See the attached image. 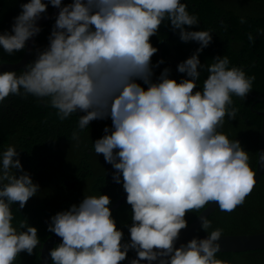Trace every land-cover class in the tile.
Here are the masks:
<instances>
[{
    "label": "clouds",
    "instance_id": "clouds-1",
    "mask_svg": "<svg viewBox=\"0 0 264 264\" xmlns=\"http://www.w3.org/2000/svg\"><path fill=\"white\" fill-rule=\"evenodd\" d=\"M49 5L59 11L48 44L19 74L0 71V103L31 95L61 120L78 113L71 135L77 144L93 120L110 118L93 148L113 166V180L122 182L131 206L130 240L108 194L85 195L55 213L48 230L62 239L49 251L52 264H120L130 249L136 252L131 264H232L217 257L224 229L209 231L212 221L200 210L215 202L231 212L256 184L249 152L221 131L225 117L235 119L239 111L233 97L245 99L255 75L231 65L227 55L201 62L214 31L190 30L200 20L183 0H27L11 30L0 32V48L25 50ZM169 22L182 41L199 47L177 65L183 78H172L165 67L154 80L163 60L153 65L158 48L150 38ZM248 39L255 42L252 33ZM202 71L208 75L198 87ZM20 152L14 144L0 151V264H15L41 244L27 218L14 224L13 205L23 209L40 190ZM188 212L197 213L208 235L177 247Z\"/></svg>",
    "mask_w": 264,
    "mask_h": 264
},
{
    "label": "trees",
    "instance_id": "trees-1",
    "mask_svg": "<svg viewBox=\"0 0 264 264\" xmlns=\"http://www.w3.org/2000/svg\"><path fill=\"white\" fill-rule=\"evenodd\" d=\"M189 1L187 4L189 11L198 14L200 20V23L191 26L190 30L214 31L212 42L200 53L201 62L211 64L217 55H227L231 65L242 66L249 75L254 74L256 77L253 89L245 99L233 97L234 105L239 111L235 119L226 116L221 129L230 138L240 140L242 146L249 152L251 166L256 170L263 122L258 112L264 111V32L258 34V30H264V1ZM26 2L27 0H0V32L11 30L14 17L22 10L20 5ZM69 2L71 0H64L65 4ZM251 2L254 8H258L253 13L247 10L248 6H252ZM189 5L192 7L189 8ZM54 8L49 5L44 15L51 14ZM225 8L228 12L224 10ZM219 10L222 14H218ZM223 15L225 19H221ZM242 17L244 23H241ZM55 18L41 26L42 30L37 35L29 62L35 58L37 49H43L48 44ZM251 30L255 36L254 43L249 41V33H246ZM232 37L236 39V43H232ZM150 39L158 48V52L152 57L153 65L155 66L161 59L163 69L165 67L171 69L172 78L177 80L183 78L185 74L177 71V65L190 57L199 47V43L182 41L178 31L171 28L170 22L162 24L158 34ZM247 50L253 54L251 68L248 64L251 61L246 63ZM24 52L25 50L9 54L0 48V64L17 63L22 59ZM160 68L161 64L154 67L153 79L158 76ZM21 71L17 70V73ZM207 75L206 71H202L198 87H202ZM78 118L79 114L74 113L71 117L61 120L55 109L39 102L31 95L27 97L10 95L0 103V151L8 145H16L17 149L21 150L20 159L24 170L30 172L34 182L40 185L37 195L31 197L23 209L18 210V204L13 205L14 224L27 218L30 224L38 227L41 239V244L33 254L22 252L15 264H41V247L54 234L48 230V223L51 216L58 211L68 209L73 203L78 204L85 195L108 194L113 205L126 194L122 182L117 183L113 180L115 171L113 166L105 161L103 154L95 153L93 148V141L104 135L105 126H111V119L93 120L83 130L77 144L71 140V135ZM113 215L118 227L124 231V239L130 240L126 225L131 224V206L125 202L113 211ZM197 217V213L188 212L186 214L188 226ZM208 218L212 221L209 231L221 227L224 229L223 235L264 232V175L243 204L231 212L218 208ZM199 233L208 235L202 228ZM135 254V250L130 249L128 257L120 264H124ZM217 257L230 260L232 264H264V250L217 253Z\"/></svg>",
    "mask_w": 264,
    "mask_h": 264
},
{
    "label": "water",
    "instance_id": "water-1",
    "mask_svg": "<svg viewBox=\"0 0 264 264\" xmlns=\"http://www.w3.org/2000/svg\"><path fill=\"white\" fill-rule=\"evenodd\" d=\"M58 11L59 9L55 7L54 11L51 14L43 15L42 18L38 21V24L42 26L44 23L55 18L56 15L58 14ZM37 35H35L29 40L28 45L25 49L24 55L19 62L2 63L0 64V71L23 70V68L29 62L32 56ZM162 71H163V64L161 63V68H160V72L158 76L160 75ZM258 114L262 116L263 122H262V127L260 131V136H259L258 161H257V169H256V184L254 185V187L259 183L260 179L264 175V162L260 161L259 159V155L264 154V111L258 112ZM126 197H127V193L123 195L113 205H111L112 211L116 210L122 204H124L126 202ZM218 208H219L218 204H216L215 202H212L201 213L209 217ZM200 228H201V221L198 216L187 228L181 230V234L177 241L176 246L179 247L181 244L187 243L189 240H191L194 237H199V238L206 237L207 235H202L199 233ZM61 239H62L61 237H59L58 235L54 233L44 242V244L41 247V264H52L49 251L51 248L55 247L56 243L60 242ZM220 243L222 247H221L220 252L218 253H227V252L240 253V252H247V251H253V250H264V232L257 233V234H244V235H223ZM134 258H136V254L133 257H131L128 261H126L124 264H131V260ZM153 264H158V261H154Z\"/></svg>",
    "mask_w": 264,
    "mask_h": 264
},
{
    "label": "flooded vegetation",
    "instance_id": "flooded-vegetation-1",
    "mask_svg": "<svg viewBox=\"0 0 264 264\" xmlns=\"http://www.w3.org/2000/svg\"><path fill=\"white\" fill-rule=\"evenodd\" d=\"M263 1H264V0H263ZM185 2H186L187 4L190 3L189 0H185ZM251 5H252V6H248V7H247V10L249 11V13H253L254 10L258 9V8H254L252 2H251ZM191 7H192V6L189 5V8H191ZM231 9H234V8H231ZM224 10H225L226 12H228L226 8H225ZM220 13H221V10H219V13H218V14H220ZM221 14H222V13H221ZM219 16H220V15H219ZM222 17H223V18H221V19H225V18H224L225 15H223ZM226 18H227V17H226ZM228 21H229V19H228ZM252 31H253V30H251V31H249V32H246V33H252ZM232 38H233L232 43H236V39H235L234 37H232ZM256 38H258V36H256ZM246 53H248V54H246V56L248 57V58L246 57V58H247L246 63H248V61H251L250 63H248L249 66H250L249 68H251V67H252V64H251V63H252V56H253V54H252L251 52H249V50H247ZM250 53H251V54H250ZM242 54H243V53H242ZM160 55H161V52H160Z\"/></svg>",
    "mask_w": 264,
    "mask_h": 264
}]
</instances>
